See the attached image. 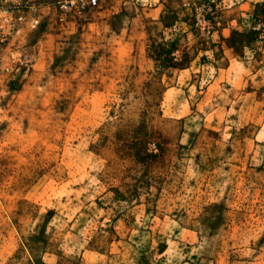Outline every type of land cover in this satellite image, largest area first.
<instances>
[{"label": "rangeland", "instance_id": "1", "mask_svg": "<svg viewBox=\"0 0 264 264\" xmlns=\"http://www.w3.org/2000/svg\"><path fill=\"white\" fill-rule=\"evenodd\" d=\"M4 3L0 264H264V0Z\"/></svg>", "mask_w": 264, "mask_h": 264}, {"label": "built area", "instance_id": "2", "mask_svg": "<svg viewBox=\"0 0 264 264\" xmlns=\"http://www.w3.org/2000/svg\"><path fill=\"white\" fill-rule=\"evenodd\" d=\"M4 1L0 0V44L6 43L18 31V24L23 19L19 4H6Z\"/></svg>", "mask_w": 264, "mask_h": 264}, {"label": "trees", "instance_id": "3", "mask_svg": "<svg viewBox=\"0 0 264 264\" xmlns=\"http://www.w3.org/2000/svg\"><path fill=\"white\" fill-rule=\"evenodd\" d=\"M160 46H163L162 44L160 45ZM158 49V51H157V53H156V55H162L161 53H160V49L159 48H157Z\"/></svg>", "mask_w": 264, "mask_h": 264}]
</instances>
